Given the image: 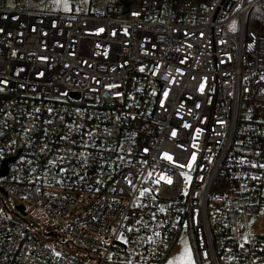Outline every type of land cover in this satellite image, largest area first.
I'll use <instances>...</instances> for the list:
<instances>
[{"label":"built area","instance_id":"built-area-1","mask_svg":"<svg viewBox=\"0 0 264 264\" xmlns=\"http://www.w3.org/2000/svg\"><path fill=\"white\" fill-rule=\"evenodd\" d=\"M259 165L264 0H0V202L18 218L0 213V264H84L57 237L95 264H163L181 233L195 264H264Z\"/></svg>","mask_w":264,"mask_h":264},{"label":"rangeland","instance_id":"rangeland-1","mask_svg":"<svg viewBox=\"0 0 264 264\" xmlns=\"http://www.w3.org/2000/svg\"><path fill=\"white\" fill-rule=\"evenodd\" d=\"M37 5L40 8L49 9V10H58L60 12H75L78 11L82 6L85 5L86 0H35ZM65 3L67 5V9L65 10ZM258 9L255 8L253 13L256 14ZM238 19L234 18L229 24V30L234 31L237 27ZM16 199L12 196L3 198V202H0V213L11 217L13 220H17L18 218L13 215V207L16 203ZM86 207V206H84ZM26 217H25V225L27 230L31 232V234L38 239L44 241L42 239L43 234L48 233L53 230V222L50 216L40 207L36 206H25ZM49 245L51 247H56L58 251L64 252L68 254L72 258H76L78 260H82L84 264H95L93 259L89 258L86 255V252L79 247H76L71 244H66L65 240L60 238H52L47 239ZM175 246H173L170 253L166 256L163 261V264H168L169 260L179 256L185 248L189 249L191 252L192 262L195 264V256L193 253L192 246L188 241L187 237L184 233H181L176 242ZM107 264V263H105Z\"/></svg>","mask_w":264,"mask_h":264},{"label":"snow or ice","instance_id":"snow-or-ice-1","mask_svg":"<svg viewBox=\"0 0 264 264\" xmlns=\"http://www.w3.org/2000/svg\"><path fill=\"white\" fill-rule=\"evenodd\" d=\"M65 10H68L66 3H65ZM202 90H203V85H201V91ZM165 96H167V93H165ZM184 127H189V125L185 124ZM197 131H199V130H197ZM172 135L173 136L176 135L175 131L172 133ZM164 158L168 159L169 161L172 160V157L170 155H168L167 153L164 154ZM192 159L193 160L195 159V155H193ZM180 166L183 167V165H180ZM253 166L256 167V165H253ZM259 167L264 168V165H259ZM149 176H151V173H149ZM185 178L188 179V177H185ZM167 182L171 183L172 181L169 178V179H167ZM144 191H147V190H144ZM140 194L142 196V195H144V192L142 191ZM157 235H159V234L157 233ZM149 239H151V237H149ZM168 264H193L190 250L185 248L184 251L179 256L173 258L172 260H169Z\"/></svg>","mask_w":264,"mask_h":264},{"label":"trees","instance_id":"trees-1","mask_svg":"<svg viewBox=\"0 0 264 264\" xmlns=\"http://www.w3.org/2000/svg\"><path fill=\"white\" fill-rule=\"evenodd\" d=\"M117 2H120V3H122V4H124V5H128V4H130V3H132V2H134L135 0H116ZM192 1H196V2H208V0H192Z\"/></svg>","mask_w":264,"mask_h":264},{"label":"water","instance_id":"water-1","mask_svg":"<svg viewBox=\"0 0 264 264\" xmlns=\"http://www.w3.org/2000/svg\"><path fill=\"white\" fill-rule=\"evenodd\" d=\"M71 1H72V0H71ZM4 168H5V166L3 167V170H2L3 172H4Z\"/></svg>","mask_w":264,"mask_h":264},{"label":"crops","instance_id":"crops-1","mask_svg":"<svg viewBox=\"0 0 264 264\" xmlns=\"http://www.w3.org/2000/svg\"><path fill=\"white\" fill-rule=\"evenodd\" d=\"M107 264H112V263H107Z\"/></svg>","mask_w":264,"mask_h":264}]
</instances>
